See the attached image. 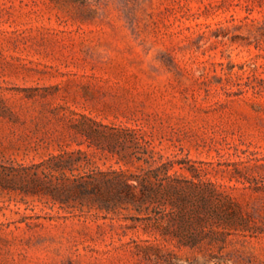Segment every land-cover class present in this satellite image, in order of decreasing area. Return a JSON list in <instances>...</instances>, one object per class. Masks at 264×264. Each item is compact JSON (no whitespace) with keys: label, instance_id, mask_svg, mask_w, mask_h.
<instances>
[{"label":"rangeland","instance_id":"1","mask_svg":"<svg viewBox=\"0 0 264 264\" xmlns=\"http://www.w3.org/2000/svg\"><path fill=\"white\" fill-rule=\"evenodd\" d=\"M80 150L171 178L107 215L23 172ZM0 264H264V0H0Z\"/></svg>","mask_w":264,"mask_h":264},{"label":"trees","instance_id":"2","mask_svg":"<svg viewBox=\"0 0 264 264\" xmlns=\"http://www.w3.org/2000/svg\"><path fill=\"white\" fill-rule=\"evenodd\" d=\"M147 168L137 167L136 172L102 170L93 164L85 151L63 152L39 164L23 168L30 175L34 190L63 204L80 201L106 214L116 215L123 205L144 203L165 186L162 178L170 180L172 165L165 163ZM14 175L13 172L9 173ZM156 178L158 183L152 181ZM168 187L172 188L171 182ZM139 193L143 197H139ZM162 219V218H161Z\"/></svg>","mask_w":264,"mask_h":264}]
</instances>
